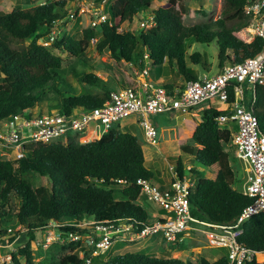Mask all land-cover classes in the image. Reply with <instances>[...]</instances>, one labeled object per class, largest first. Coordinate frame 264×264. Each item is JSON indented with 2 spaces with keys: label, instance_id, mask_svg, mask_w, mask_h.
Segmentation results:
<instances>
[{
  "label": "trees",
  "instance_id": "1",
  "mask_svg": "<svg viewBox=\"0 0 264 264\" xmlns=\"http://www.w3.org/2000/svg\"><path fill=\"white\" fill-rule=\"evenodd\" d=\"M153 1L108 2L104 9L105 22L85 29L79 38H56L50 46L41 45L40 41H48L57 23L67 17L68 0L29 8L18 5L10 13L0 4V127L13 115L44 106L51 94L60 99L63 113L76 108L101 107L110 99L115 89L109 83L94 74L73 69L80 82L91 87L86 93H77L67 77L62 54L85 61L91 48H96L99 54L109 50L116 66L135 63L141 70L146 66L148 54L152 67L159 69L167 65L173 70L175 77L166 85L168 92H172L174 87H184L185 83L198 80L200 71L212 73L207 53L189 54L192 45L216 44L219 70L243 63L263 49L262 39L244 34L250 33V19L245 12L249 0H222L220 18L191 27L184 24L186 9H172L183 0H166L172 8L152 11L155 28L139 34L126 31L152 9ZM17 2L34 5L35 1ZM104 2L95 0L96 4ZM98 34H101L99 39ZM28 39H32L29 45L26 44ZM95 40L97 43L93 46ZM114 72L120 78L118 72ZM234 96L231 90L230 102H234ZM254 110L261 124L264 122V87L257 88ZM222 114L224 112L218 108L203 110L202 121L193 137L190 141L180 140L179 146L182 154L193 157L197 164V168L191 169L197 176L196 188L190 195L192 217L199 222L229 225L237 221L252 199L236 188L240 172L234 168L231 154L225 148L231 143L232 132L220 127L218 118ZM126 130L117 124L101 140L86 144L75 139L68 144H33L26 147L21 160L0 159V247H10L24 233L27 235L25 246L12 254V264H86L96 249H78L82 242L73 241L74 237L94 235L99 240L95 233L99 225L109 231L133 226L139 232L152 219L149 211L138 203L143 188L138 181H152L166 189L177 179L184 178L185 166L180 158L177 177L171 185H163L147 168L139 138ZM198 168L210 170L212 177H204ZM13 196L20 202L16 214L12 208ZM89 218L94 220L92 227L84 226ZM15 219L26 229L24 233L9 231ZM242 229L239 242L264 252V213L251 218ZM51 230L58 232L59 241L38 263L37 241ZM178 249L187 251L185 246ZM228 263L226 256L212 262L206 257L195 259L186 255L158 257L145 250L116 255L108 261L101 256L93 258V264Z\"/></svg>",
  "mask_w": 264,
  "mask_h": 264
},
{
  "label": "built area",
  "instance_id": "2",
  "mask_svg": "<svg viewBox=\"0 0 264 264\" xmlns=\"http://www.w3.org/2000/svg\"><path fill=\"white\" fill-rule=\"evenodd\" d=\"M245 12L250 19L252 37L264 42V0H249ZM75 16V13H70L66 20ZM106 19V15H101L93 22V26L101 25ZM66 20L58 22L50 37L52 41L62 35L58 27ZM137 21L140 29L145 32L156 27L151 10L142 14ZM131 29L129 26L126 31ZM145 59L146 67L142 70L135 63H130L139 67L144 80L135 86L113 91L110 99L101 107L90 110L76 108L70 113L61 110L55 113L26 111L13 115L1 124L0 147L14 150V159L20 160L28 145L68 144L71 139L81 144L94 142L101 140L115 125L130 118L133 119L130 125H136L143 131L145 141L156 145L159 132L153 122L154 116L179 112L194 116L205 109L218 108L224 112L218 118L220 127L232 132L231 143L226 146L233 147L237 159L244 164L247 173L244 194L252 199L251 204L234 224L199 222L190 212V195L196 187V180L192 176L185 175L166 189L152 181L139 180L138 184L143 187L142 195L147 198V202L159 206V217H152L139 232L130 226L132 231L128 234L132 240L161 237L171 244H177L184 240L185 233L197 230L194 224H199L207 227L205 234L213 249L226 250L224 256L228 258V264H264V252L255 251L239 242L244 232L243 225L264 213V129L254 110L257 88L264 87V46L257 56L243 63L227 65L215 74L203 73L198 80L187 82L184 87H174L172 92H168L166 83L151 81L152 66L148 63V54ZM246 84L252 86L250 98L245 90ZM231 90L235 95L234 102L229 101ZM209 102L210 105L202 107ZM97 229L101 233L100 241L92 236L84 239L88 246L96 247V254L109 250L113 235L123 232V228L109 231L99 226ZM18 230H22V227H18ZM81 238L76 236L73 240L79 241ZM87 264H93L92 259H88Z\"/></svg>",
  "mask_w": 264,
  "mask_h": 264
},
{
  "label": "rangeland",
  "instance_id": "3",
  "mask_svg": "<svg viewBox=\"0 0 264 264\" xmlns=\"http://www.w3.org/2000/svg\"><path fill=\"white\" fill-rule=\"evenodd\" d=\"M33 4H28L27 2H22V4H18L17 0H2L0 4L5 8V12H12L14 8H16L18 5H21L23 8H29L32 6H38L40 4H43L44 2H48V0H34ZM108 2H113V0H105L102 4H96L95 0H68V7H67V16L70 13H75V18L70 19L68 18L65 23H62L58 28V30L61 31L62 35L60 37L64 36H74L76 38H79V36L82 34V32L93 26V22L98 18L97 12L102 11L105 12L103 9H106V5ZM222 6L223 1L222 0H183L180 5H177L176 7H170L169 3L166 0H154L152 9L157 10L159 8H172V9H181L184 8L187 10L184 24L188 27L195 26V25H202L207 24L212 21L217 20L221 16L222 12ZM103 15V14H102ZM138 21L136 19L135 23L131 25L132 32L135 34H139L141 31L139 24H137ZM128 29V28H127ZM126 29V30H127ZM250 30V29H249ZM123 30H120L122 32ZM145 32V31H143ZM244 34H252L244 32ZM101 37V34H98L97 38L99 39ZM32 39H28L26 41V44L29 45L31 43ZM43 45L50 46L51 44L46 41L40 42ZM97 41H93L92 45L95 46ZM200 52V53H207L210 61V65L212 66V74H215L218 72V56L219 51L216 46V44H212L210 46L206 45H200L195 44L192 45V47L188 50L189 54H193L194 52ZM64 59V69L66 71L67 77L70 81V83L73 85L77 93H86L87 91L91 90V87L88 84L81 83L80 80L75 76L73 69H76V72H82V73H91L99 77L100 79L104 80L105 82L109 83L115 90L125 88V87H132L135 86L136 83L139 81H143L144 77L142 76V73L137 66H133L131 64H125V66H116L115 61L111 57V53L109 50H105L103 54H99L96 50V48H91L87 56L85 58V61L79 60L77 58H71L68 57L67 54L61 55ZM149 63V62H148ZM166 65V64H165ZM194 69L201 70L199 67H196L192 64H190ZM74 67V68H73ZM146 67V66H145ZM144 67V68H145ZM158 70V71H157ZM117 71L120 78H117L115 75V72ZM211 74V75H212ZM200 76H203L202 71H200ZM175 77V74L173 70H171L170 67L167 65L165 67L161 68H155L151 67L150 72V78L151 81L154 83L157 82H164V83H171L173 81V78ZM245 90L247 91V96L250 98L252 97V86L246 84ZM95 92H98V89H94ZM60 99L54 95H50V99L48 102H46L41 106H38L33 110L34 113H55L59 112L60 109ZM207 105H210V102L203 105L202 107H205ZM201 113V112H199ZM166 115V114H165ZM165 115H158L153 117L154 124L157 122L159 127L157 126V130L159 132V137L157 140V143L160 144L164 152H161L159 148H155L152 146H149L144 137L143 131L135 126L131 130L127 129L126 131H131L133 134H135L139 141L142 143L143 147L145 148V152L148 154V156L153 157V161H155L153 164L156 166V164H164V169L166 170V173L171 172L170 169L172 166L177 165L179 161V157L182 156V161L185 163V165H190L193 168H197V164L195 162V159L192 157H187L184 154L178 155L177 154V147L178 144L168 141L174 139H178V142L180 140H191V137H189L188 132H191V127H194L195 123L202 121V115H198L196 118H193L191 122H189L190 129H188L185 133H183L182 129L181 131L178 130V127L174 128L175 130L170 131L169 128H165L169 126L170 122L180 121L183 118L182 113H178L175 116H170L169 119H167V116ZM196 116V115H195ZM132 119V118H131ZM120 125H124L125 127H129V123H126L125 120L120 123ZM156 125V124H155ZM261 127L264 129V122H261ZM165 128V129H164ZM164 129V130H163ZM170 133V135H169ZM161 134L163 137H161ZM3 147V146H2ZM0 147V159L1 160H10L13 155H15V151L11 149H2ZM228 152L231 154V161L234 165V168L239 171L238 180L240 182L238 185H236V188L243 192L244 189V183L246 181V175L247 173H244V164L239 161L236 157L235 150L231 146H227ZM152 164H147V167L150 168L154 172V174L157 176V172L155 168H152ZM163 168V167H162ZM199 171H201L202 175L206 178L212 177V172L206 168H198ZM139 204H141L145 209H147L150 213V215L154 218L159 217L158 211L156 212L157 204L152 202H147V198L142 197L141 200L138 201ZM156 205V206H154ZM20 202L19 200L13 196L12 197V208L13 212L16 214L19 210ZM88 221L94 222L93 218H89ZM17 220H14V226L13 224L10 225V227H14L12 229L18 230V227H22V230H18L21 233H24L25 228L22 225H19L16 223ZM131 227L125 226L123 227V232L118 235H113L114 243L112 245V248L109 252H107L104 255H101V257H105V261H108L110 258L116 256V255H124L127 253H137L141 251H147L151 255H155L158 257H171V258H178L182 255H186L189 257H193L195 259H198L199 257H206L210 259V261H215L220 259L219 255H223L226 253V250H220V249H213V247L209 243V239L207 237V233L205 232L208 230L205 226H198L197 230L190 231L189 233L184 234V242L177 243V244H171L167 242L166 240L162 239L161 237H152L147 239H135L132 240L129 236V232ZM127 231V232H126ZM52 235H50L48 232L41 235V238L38 240L42 247H39V250L36 252V261L40 263L43 261L47 255V252L49 249L52 248L55 241L60 237L58 232L56 233L54 231H51ZM54 232V233H53ZM57 238V239H56ZM27 242V235L24 233L22 236H20L12 245L10 248H8L10 251L8 254H6V249L0 247V264L3 259L8 258V261H10L8 264H12L11 255L13 253H17L21 247H24V245ZM124 245V246H123ZM180 246H185L187 251H180L178 248ZM78 249H81V246L78 247ZM68 254V253H66ZM10 255V257H9ZM23 260V259H22Z\"/></svg>",
  "mask_w": 264,
  "mask_h": 264
},
{
  "label": "crops",
  "instance_id": "4",
  "mask_svg": "<svg viewBox=\"0 0 264 264\" xmlns=\"http://www.w3.org/2000/svg\"><path fill=\"white\" fill-rule=\"evenodd\" d=\"M139 82V81H138ZM158 83H164V82H158ZM170 83V82H169ZM166 84H168V83H166ZM180 113V112H179ZM178 113H175V114H166L165 116H167V119H169V117L170 116H175V115H177ZM198 115H200V114H196V116L194 115H188V114H185V115H183V118L180 120V121H175V120H173V121H171L170 122V124H169V126H167V127H165V128H169V130L170 131H172V130H175L174 128H176V127H178V130L179 131H181V129H182V131H183V133H185L188 129H190V125H189V122H191L192 121V119L193 118H196ZM125 122L126 123H129V125L133 122V119H127V120H125ZM201 122H198V123H195L194 124V127L192 128L191 127V132H188V135H189V137H193V133H194V131H195V129H196V127H197V125H199ZM156 124V127L158 126L159 127V125H158V123L156 122L155 123ZM136 125H130L129 127L127 126V127H125L124 125H123V127H125L126 129H132L133 127H135ZM138 127V126H137ZM164 128V129H165ZM163 129V130H164ZM169 135H170V133H169ZM161 137H163L162 136V134H161ZM168 141H171V142H174V143H176V144H178V147H177V154L178 155H181L182 154V152H181V149H180V146H179V142H178V139H174V138H172V140H168ZM147 143V142H146ZM148 144V143H147ZM149 146H152V147H155V148H159L160 150H161V152H164L163 151V149H162V145L160 146V144L159 143H157L156 145H153V144H148ZM143 149H144V154H145V159H146V166H147V164L149 163V164H152L153 166H152V168H155L156 169V172H157V177H158V179L161 181V183L163 184V185H171L172 183H173V181L175 180V178L177 177V175H178V171H177V165H176V167L175 166H172V168L170 169V171L171 172H167L166 173V170L164 169V164H162V163H160V164H156V166H154V162L155 161H153V157L152 156H148V154L145 152V148L143 147ZM226 150H227V146H226ZM228 151V150H227ZM180 158H182V156L181 157H179V159ZM184 163V162H183ZM184 166H185V175H187V176H192L194 179H196L197 178V176L195 175L194 176V174L191 172V170L190 169H192L193 167L192 166H190V165H185V163H184ZM163 167V168H162ZM148 168V167H147ZM148 169H150V168H148ZM184 175V176H185ZM154 206H156V205H154ZM159 206H157V208H156V212L158 211L159 212ZM161 214H163V211H161ZM184 240H185V238H184ZM184 240L182 241V242H184ZM6 252H7V250H6ZM221 256L219 255V258H220ZM208 259V258H207ZM208 260H210V259H208ZM216 261V260H215ZM214 262V261H213ZM1 263L2 264H8V263H6V260L5 259H3V261H1Z\"/></svg>",
  "mask_w": 264,
  "mask_h": 264
},
{
  "label": "clouds",
  "instance_id": "5",
  "mask_svg": "<svg viewBox=\"0 0 264 264\" xmlns=\"http://www.w3.org/2000/svg\"><path fill=\"white\" fill-rule=\"evenodd\" d=\"M52 1H57V0H48V2H44L43 4H45V3H49V2H52ZM43 4H40V5H43ZM104 10V9H103ZM105 11V10H104ZM8 13V12H7ZM97 13H101V15L102 14H104V15H106L105 14V12L103 13L102 11H99V12H97ZM101 15H98V18L97 19H99L100 18V16ZM67 18V17H66ZM66 18L64 19V20H66ZM96 19V20H97ZM64 20H62V21H64ZM95 20V21H96ZM61 21V20H60ZM58 24V23H57ZM57 26V25H56ZM55 26V27H56ZM92 27H95V26H92ZM98 27V26H97ZM58 38H61V37H58ZM42 41H44V40H42ZM46 42H48V43H52V40H51V38L47 41V40H45ZM41 42V41H40ZM41 44V43H40ZM41 45H43V44H41ZM44 46H46V45H44ZM168 84H170V83H168ZM167 85V84H166ZM35 110V109H34ZM31 112H33V110H30ZM202 112V111H201ZM42 113V112H41ZM198 114H201V113H198ZM125 128V127H124ZM33 145V144H32ZM36 145V144H35ZM52 145V144H51ZM28 146H30V145H28ZM28 146H26V147H28ZM26 147H25V150H26ZM225 148H226V146H225ZM24 157H25V154H24ZM23 157V158H24ZM22 158V159H23ZM10 160H13V161H18L19 159H14V155H13V157H11L10 158ZM21 160V159H20ZM191 170V169H190ZM245 173V172H244ZM196 180V179H195ZM155 184H157V183H155ZM157 185H159V184H157ZM196 188V187H195ZM243 194H244V189H243ZM245 195V194H244ZM246 196V195H245ZM142 197H144L143 195H142ZM248 197V196H247ZM141 200V199H140ZM152 217V216H151ZM89 223H85L84 224V226H90V227H92V226H94V222L92 223L91 221H88ZM99 226H103V225H99ZM99 226H96L95 227V233H96V235H97V237L99 238V240L98 239H96V237L94 236V235H89V236H92V237H94L97 241H100L101 240V237L99 236V235H101V233L98 231V227ZM123 227H125V226H123ZM123 227H121V228H123ZM130 227V226H129ZM120 229V228H119ZM10 230H12V231H10ZM9 231L10 232H19V231H15L14 229H10ZM26 230V229H25ZM24 230V231H25ZM118 230V229H117ZM136 230V229H135ZM51 231H53V230H51ZM51 231H46V233L48 232L49 234L50 233H52ZM55 233H56V231H54ZM53 232V233H54ZM81 239L79 240V242L81 241L82 243H81V247H95V246H88L86 243H85V238L86 237H88V236H85V237H83L82 235H81ZM57 239V238H56ZM73 240V239H72ZM59 241V238L55 241V243L54 244H56L57 242ZM74 241V240H73ZM76 242V241H75ZM113 243H114V240H112V245H113ZM37 245L39 246V247H42L41 246V244H40V242L39 241H37ZM112 245H111V247H110V249L112 248ZM25 246V245H24ZM11 247V246H10ZM10 247H2V248H5L6 250H7V252H6V254H8V252L10 251L8 248H10ZM95 249H96V247H95ZM110 249L109 250H107L105 253H98V254H96L97 252H98V250L96 249L95 250V252L93 253V255L91 256V257H89L88 259H92V262H93V258H95V257H100L101 255H104V254H106L107 252H109L110 251ZM224 255H225V253L223 254V255H221V257L220 258H222V257H224ZM9 257H10V255H9ZM11 257H12V255H11ZM87 259V260H88ZM6 263H9L10 261H8V258L6 257ZM11 262H12V260H11ZM42 262V261H41ZM40 262V263H41ZM87 262V261H86ZM2 264V263H1ZM87 264V263H86Z\"/></svg>",
  "mask_w": 264,
  "mask_h": 264
}]
</instances>
